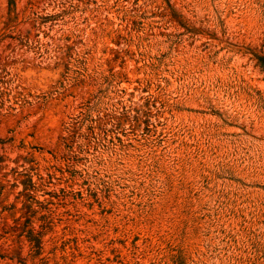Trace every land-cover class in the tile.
<instances>
[{
	"label": "rangeland",
	"instance_id": "rangeland-1",
	"mask_svg": "<svg viewBox=\"0 0 264 264\" xmlns=\"http://www.w3.org/2000/svg\"><path fill=\"white\" fill-rule=\"evenodd\" d=\"M0 264H264V0H0Z\"/></svg>",
	"mask_w": 264,
	"mask_h": 264
}]
</instances>
